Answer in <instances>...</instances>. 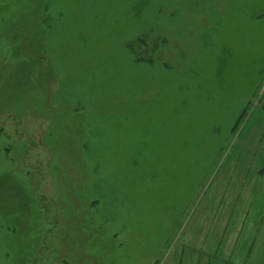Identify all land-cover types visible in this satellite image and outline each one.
Returning <instances> with one entry per match:
<instances>
[{
  "label": "rangeland",
  "instance_id": "obj_1",
  "mask_svg": "<svg viewBox=\"0 0 264 264\" xmlns=\"http://www.w3.org/2000/svg\"><path fill=\"white\" fill-rule=\"evenodd\" d=\"M0 264H264V0H0Z\"/></svg>",
  "mask_w": 264,
  "mask_h": 264
}]
</instances>
